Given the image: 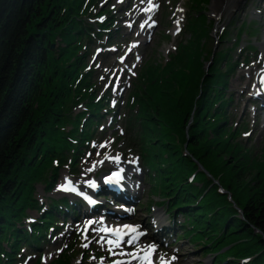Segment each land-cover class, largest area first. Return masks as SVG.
<instances>
[{
    "label": "trees",
    "instance_id": "16d2710c",
    "mask_svg": "<svg viewBox=\"0 0 264 264\" xmlns=\"http://www.w3.org/2000/svg\"><path fill=\"white\" fill-rule=\"evenodd\" d=\"M84 3L0 0V264H17L23 246L40 250L41 233L45 237L60 227L56 217L68 201L51 198L45 208L35 198V184L40 182L50 193L58 169L70 167L78 173L77 151L91 143L109 98L108 92L101 101L93 97L85 61L90 45L103 43L112 26L92 16L86 21L94 6ZM187 29V43L162 69L157 64L140 80L125 132L140 146L154 194L162 198L158 204H167V213L183 209L186 217L177 241L202 244L215 264H264V163H255L256 175H262L257 186H250L246 176L252 171L245 172L252 169L246 168L250 163L239 165L240 158L229 162L223 149L210 148L222 140L219 133L228 131L227 124H217L228 118L221 87L234 68L219 69L218 58L206 74L200 39L208 27L201 19ZM219 79L223 81L211 86ZM79 93L90 116H74L72 129L66 131ZM216 179L231 199L214 184ZM200 184L209 188L201 192ZM29 209L42 215L32 219ZM22 221L28 228H20ZM246 258L251 259L244 262Z\"/></svg>",
    "mask_w": 264,
    "mask_h": 264
},
{
    "label": "rangeland",
    "instance_id": "374dc122",
    "mask_svg": "<svg viewBox=\"0 0 264 264\" xmlns=\"http://www.w3.org/2000/svg\"><path fill=\"white\" fill-rule=\"evenodd\" d=\"M193 1L195 0H151L150 4L149 0H85L84 5L91 2L88 8L94 6L86 21L92 16L108 23V28L112 26L108 35L104 36L103 43H99L98 46L90 45L89 56L85 61V71L91 75L88 84L89 89H93L91 92L93 97L100 96L101 101L108 92L109 98L100 111L103 115L97 119L99 124L95 125V134L90 139L88 137L91 143L82 145L77 151L78 173H71L70 167L60 168L56 171L57 182L54 189L49 193L39 182L35 184L34 194L45 206L51 198L58 200L66 198L69 201L60 187L65 183L66 177H71L78 186L75 192L80 205L91 211L88 216L74 220L70 216H57L60 224L58 230L46 231L45 237L41 233L40 250L33 248L27 250L28 248L23 246L22 256L17 264H114L116 261L123 264H146L140 260L144 252L141 250L149 246H154L157 250L155 254L157 260L163 257L171 260L172 264H215L214 256L207 254L202 244L196 245L190 239H181L175 243V236L179 238L177 233L183 232L180 226L184 224L186 217L182 214L183 209L175 208V212L167 213L165 207L168 205L158 204L162 198L154 194V186L149 181L148 167L142 161L140 146H134L125 132L127 116L133 115L136 107L132 94L141 86L140 80L157 64L162 69L161 64L166 63L169 56L176 54L179 46L187 43L191 38L187 29L189 23H199L204 19L208 32L206 37L200 39V46L203 48L201 59L206 74L210 72L218 58L219 69L226 71L234 68L233 72L231 70L225 75L226 82L221 87V94L228 102L223 112L227 113L228 118L217 124L218 126L227 124L228 131L219 133L217 136H222V140L210 148L213 152L214 149H223L222 154L226 153L224 158L229 162L240 158L237 162L239 165L250 163V167L247 165L246 168L252 169L245 172H252L247 174L246 179L250 186L259 184V177L262 174L256 175L258 169L255 163L257 161L264 163V107L262 101L252 95L259 87L260 74L264 71V0H241L229 16L222 17L219 24L216 17L210 14V7L214 3L212 0H204V4L202 0L198 7L192 4ZM150 7L152 10L147 11L146 9ZM59 43V40L55 41L54 49ZM84 45L83 43L82 46ZM217 81L223 80H214L211 86ZM74 98L73 104L76 103V108L68 115L66 131L72 129L74 116L83 113L86 115L87 104L81 102L85 97L79 93ZM106 107H110L112 111H106ZM85 115L81 117L82 120L90 116ZM191 125L192 123L189 127H192ZM87 129H90L89 125ZM90 130L92 132V127ZM184 148L187 149V143ZM231 149L234 151L233 154L229 153ZM115 154L122 156V159L132 166V175L134 172H141L138 178L134 176L133 179L142 186L135 198L131 194L127 195L130 200L126 206L131 208V214L127 216L120 213L109 221L98 214L95 215L99 203L95 208H89L82 203L83 199L79 195L87 193L86 188L99 177L95 171L109 162L107 161L109 156ZM127 172L130 173V168ZM214 184L230 199L232 198V194L221 187L218 179L214 180ZM199 186L202 191L209 188L208 185ZM109 195L115 203L117 199L111 192ZM97 198L99 202L102 196ZM252 201L257 202L256 199ZM28 213L32 219H39L42 215L41 212L31 209ZM157 214L160 215L161 225H165L168 233L165 230L156 237L154 221ZM114 221L120 222L121 225L131 223L137 226L138 239L132 244L127 243L130 237L122 239L119 247L109 245L106 241L115 238L102 229ZM19 226L28 228V222L22 221ZM144 226L153 227L152 234L156 238L159 235L163 238L165 234L166 240L157 242L150 238L148 228ZM85 244L87 247L83 246Z\"/></svg>",
    "mask_w": 264,
    "mask_h": 264
},
{
    "label": "bare ground",
    "instance_id": "6f19581e",
    "mask_svg": "<svg viewBox=\"0 0 264 264\" xmlns=\"http://www.w3.org/2000/svg\"><path fill=\"white\" fill-rule=\"evenodd\" d=\"M197 1V0H196ZM240 1L241 0H212V2H214L213 3V5L210 7V14H212L213 16H215L216 17V19H217V24H219L220 23V21H221V19H222V17L224 16V15H230L231 14V11L232 10H235V9H233L238 3H240ZM201 2V1H200ZM199 2V3H200ZM196 3V2H195ZM196 7H198V5L196 6ZM219 29V28H218ZM221 31V30H220ZM228 40V39H227ZM259 90H261L260 89V82H259V87L256 89V92H254V95H252V97H254V98H256V96H257V91H259ZM263 107H264V105H263ZM111 166H113V167H116V165H119V163H114V162H112V164H110ZM90 175H93L92 173H90ZM199 176V175H198ZM203 177V176H202ZM68 181H71L70 179H69V177H67V182ZM128 185H127V188H128V186L130 185L129 183H127ZM76 187H75V189H77V185H75ZM140 186H142L141 185V183L139 182V184H137V186H135V188L133 189V192H132V194L131 195H133V196H137V194L139 193V191H138V189H140ZM87 190L86 191H88V188H86ZM126 192V191H125ZM201 192H202V190H201ZM223 192V191H222ZM100 193L101 194H105L106 193V186H104V185H102L101 186V190H100ZM109 193V192H108ZM224 193V192H223ZM95 194L97 195V196H99L100 197V195L101 194H99V192L97 191V192H95ZM65 197H67V198H69L68 200V204H67V206H65V207H63L62 209H64V211L62 212V213H60L58 216H70V218L72 219V220H74V219H80V218H84L85 216H88V214L90 213V211L91 210H89L88 208H86V207H83L82 205H80V203H79V200H78V197H77V195H76V192L75 191H73L72 190V192H69V194H63ZM94 195V194H93ZM201 195V194H200ZM102 196V195H101ZM114 196V198L115 199H117V200H122L124 203H128V201L130 200V197L129 198H125V197H123L122 195H113ZM132 196V197H133ZM131 197V198H132ZM103 201V202H102ZM209 201V200H208ZM206 203V202H205ZM205 203H203V204H205ZM210 202H208L207 204H209ZM114 203H113V201H112V199H111V196L110 195H107L106 197H103L102 196V198H101V200H100V205L101 206H99V208H97V211H96V213H95V215L96 214H100L101 215V213H105L106 214V217L105 218H107V220H112L113 219V217H116L118 214H120L121 212L120 211H115L114 209H112V205H113ZM202 204V206H203V208H204V206H205V209L206 208H208V207H206V205H203ZM86 205V204H85ZM212 205V204H211ZM210 205V206H211ZM87 206V205H86ZM202 206H201V208H202ZM196 207H198V205L196 206ZM200 208V207H199ZM198 208V209H199ZM191 210V209H190ZM211 217V216H210ZM208 218V217H207ZM209 221V220H208ZM156 222V223H155ZM161 222H162V220H161V217H160V215L159 214H157V217H156V221H154V225L156 226L155 227V229H154V232H155V236L157 237V234H159V233H161V232H163V231H165L166 230V232L168 233V229H166V227H165V225H161ZM96 227V226H95ZM119 227H121V226H119ZM144 227H146V228H148V236L150 237V238H153V239H155L157 242H163V240H165L166 238V236H165V234L163 235V238L162 237H160V235H159V239L158 238H156V237H154V234H152V232H153V227H151V226H144ZM113 229V230H115V229H117L118 228V226H117V224L115 223V222H113L112 224H107L106 225V227H105V229ZM145 228V229H146ZM92 234H93V232H92ZM109 235L110 236H113L111 233H109ZM131 236H138L137 234H133V235H131ZM114 237V236H113ZM115 238V237H114ZM131 249V248H130ZM148 249V248H147ZM147 249H145V250H147ZM156 249H155V251L152 253V261H153V264H160V259L159 260H157V259H155V254H156ZM145 255V251L142 253V255L140 256V260L141 261H143L144 263H146V261L145 260H143V256ZM137 259V258H136ZM164 261H165V264H172L171 263V260H169V259H167V258H164Z\"/></svg>",
    "mask_w": 264,
    "mask_h": 264
},
{
    "label": "snow or ice",
    "instance_id": "6c2138e0",
    "mask_svg": "<svg viewBox=\"0 0 264 264\" xmlns=\"http://www.w3.org/2000/svg\"><path fill=\"white\" fill-rule=\"evenodd\" d=\"M149 3L151 4V0H149ZM146 10L151 11L152 8L150 7L149 9H146ZM141 27H143V25H141ZM262 84H264V81H262ZM115 160L117 163H119V156L115 157ZM117 178H119V173H114L112 177H109L108 182H114V180H116ZM68 183L71 184V181H69ZM65 190H68V189L65 188ZM71 190L75 191L74 188H72ZM123 228L126 229L130 233L136 232V228L129 226V225H124ZM102 231H104L106 233H111L115 237V239H108L106 241L112 247H119L120 244L123 242L122 241V235H121V229L117 228V229L113 230V229L109 228V229H102ZM136 239H138V236H131L130 239L127 241V243L132 244L135 242ZM83 246L87 247V244H85ZM112 247L109 248V251L112 250ZM141 251H145V255H144L143 259L146 261V264H153L151 257H152V253L155 251L154 246H149V248L147 250L142 249ZM121 254H123V253H121ZM129 255H132V254L129 253ZM114 264H123V262L116 261V262H114ZM160 264H165L163 257L160 258Z\"/></svg>",
    "mask_w": 264,
    "mask_h": 264
}]
</instances>
